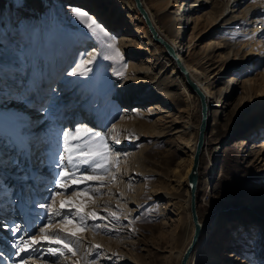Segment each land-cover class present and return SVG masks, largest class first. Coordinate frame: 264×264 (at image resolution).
I'll return each mask as SVG.
<instances>
[{"label": "rangeland", "instance_id": "1", "mask_svg": "<svg viewBox=\"0 0 264 264\" xmlns=\"http://www.w3.org/2000/svg\"><path fill=\"white\" fill-rule=\"evenodd\" d=\"M215 1L217 9L210 6L201 10L194 8L193 20L179 35V40L190 47L188 59L202 65L214 91L222 87L223 64L227 61L228 69L240 75L238 88L232 93L226 111L212 115L207 125L198 175L197 208L204 226V233L200 236L202 250L219 243L221 260H229L231 256L234 262L241 263L254 259L264 248V243H258L264 232V0H240L244 3L242 10L254 5L256 11L242 27L236 49L227 60L221 57L226 50L220 45L231 38L225 28L237 21L220 28L217 23L211 24L210 13L220 15L227 0ZM132 2L135 4L134 0H0V78L7 80L14 75L19 84L32 87L37 93L41 85L46 90L51 84L54 93L47 95L54 96L55 103L50 111H41L43 116L31 114L29 124L33 137L45 141L46 150L50 149L57 156L63 154V131L71 132L81 125L90 124L94 130L106 133L113 148L116 141L108 134L114 127L118 128L125 116L129 117L117 98L123 83L117 72L113 74L112 68L113 63L121 65V62L105 58L112 54L106 47L110 38H115L116 47L127 65L118 71L123 70L129 75V69L136 72L140 63L148 66L150 73L161 70L162 65L151 60L150 42L155 43V40L150 33L145 34L146 21L136 4L138 13L131 8ZM73 8L85 10L91 16H95L98 10H109L119 15L120 20L95 19L107 31L109 39H89L86 26L71 14ZM197 14L202 17L199 21ZM127 38L136 41V50L143 55L141 60L129 58L134 53L126 42ZM211 40H216L219 46L208 47ZM253 42L261 55L243 61ZM161 45L158 46L162 49ZM102 51L103 56L100 55ZM161 53L162 59H167L165 49ZM205 54L206 58L201 60ZM94 56L97 59L89 65L93 71L88 77L65 74L81 59L92 60ZM11 91L16 93V89ZM174 100L172 106L162 107L161 102L156 101L141 107L143 110L160 107L148 117L149 122L157 124V131L131 137L127 146L118 152L113 148L109 156L112 171L103 176L100 193L90 192L77 198L84 213H96L98 218L95 221L88 219L89 226L78 231L80 242L78 245L73 243V247L78 248L76 255L67 253V259L60 257L56 264L177 263V247L189 244L195 230L188 182L194 156L191 159L189 134L184 127L189 118L193 125L199 124L202 109L194 91L189 98L186 92L178 90ZM11 101L12 105H9ZM34 107L40 109L41 103L26 106L11 96L0 97V108L6 113L30 115V109ZM43 117L48 119L51 128L43 132L37 126L34 132L35 123L38 124ZM194 133L198 144L199 133ZM115 137L119 143L126 141L124 137ZM139 153L147 162L146 175L141 179L135 177L130 163ZM114 156L118 162L114 163ZM44 173L48 180L55 179L49 170ZM22 175L12 166L4 170L9 194L0 196V202L8 207L0 211V216L15 220L23 227L27 223L39 224L38 214L45 209L36 205L44 202L47 193L44 185L24 181ZM133 177L134 187L154 188L158 194L142 196L134 189L133 203L120 195L114 187L115 182L132 180ZM89 184L99 187L97 182ZM166 192L174 194L175 198H168ZM59 199L61 197H57L54 205L57 209ZM9 200L15 203H9ZM188 200L189 207L185 205ZM109 213H115L119 219L114 221ZM237 217L242 219L241 225L230 232L224 219L235 223ZM58 221L59 217H56L54 223ZM93 224L100 225L99 231H94ZM67 227L76 230L78 223L73 220V224ZM107 229L112 231L107 232ZM36 234H39L38 227ZM60 236L63 238L65 233L61 232ZM13 240L8 230L0 228V264H18V258L13 255ZM96 245L99 248H95ZM45 256L46 246L33 257L35 264H52L56 260ZM192 259L194 264L199 262L198 255L193 254Z\"/></svg>", "mask_w": 264, "mask_h": 264}, {"label": "bare ground", "instance_id": "2", "mask_svg": "<svg viewBox=\"0 0 264 264\" xmlns=\"http://www.w3.org/2000/svg\"><path fill=\"white\" fill-rule=\"evenodd\" d=\"M135 1V0H134ZM245 1V0H243ZM140 7H138L136 1V7L143 16L147 24V29L145 28V34L150 33L152 38L155 40V43L150 42L151 46V60L156 64L162 65L161 70L157 73H150V68L143 63H140L138 70L135 72L133 69H129V75L127 72L123 78L117 76L123 85L120 86L117 92L118 101L122 104L125 109V112H128L129 117H126L118 124V128L114 127L112 133L108 134L109 138L120 136L126 138L125 142L115 143L113 148L115 152L121 147H126L130 138H137L140 136L150 135L153 131L156 130L157 124L151 123L148 121L149 114H153V111L158 110L160 107H151L149 110L141 109L144 104L149 102H161V106H172L175 103L174 96L176 91L181 90L186 92L190 98V94L194 91L197 97L200 99V109H202L201 116L199 119V124L193 125L190 118L186 121L184 131L189 134V144L188 149L190 152L191 159L195 157V148L197 144V137L194 132L199 133L203 132V146L205 135L208 131L207 125L209 123L210 117L212 115H220L224 113L229 106L228 102L232 100V93L235 92L238 88L239 83V74L228 69V61L224 65V76L222 80V87H219L214 91V87L211 86L209 81V76L205 74L202 65L200 63H194L188 59L189 46H185L181 40H179V35L184 33L188 26L189 22L192 21L193 10L196 7H199L200 10L205 8V6H210L212 9H217L215 0H139ZM240 0H227L225 6L220 12V15H215V13H210V23L216 24L220 27L231 24L234 21V24L226 27L227 33L231 36L230 40L225 41L224 44L220 45V48H223L225 53L221 54V57L224 60L229 59L231 53L236 49L237 37L242 33V27L249 20L250 16L256 11L254 5L248 6L246 9L242 10L241 7L244 6V3H241ZM135 4L131 3V8L138 13V10L135 7ZM38 11V8H35ZM94 19H103L107 22H119V15L112 13L109 10H98L95 16H92ZM202 17L197 14V20H201ZM222 30V29H221ZM245 31H248L246 29ZM154 34L156 37H154ZM158 38V39H157ZM161 40V41H160ZM126 42L129 48L133 51L134 54H130L129 58H138L141 60L143 55H140L136 50V41L132 38H127ZM124 44V42H123ZM161 45L167 52V59H162L161 57V48L158 45ZM256 43L250 44L248 50L245 52V57L243 61L249 60L257 57L259 51L255 48ZM208 47L214 49L219 46L216 40H211ZM205 56H201L204 60ZM160 60L165 61L164 64H161ZM230 62V61H229ZM252 63V62H251ZM250 63V64H251ZM110 64V63H109ZM226 65V66H225ZM249 66V63L246 64ZM169 67L166 70V67ZM112 68L114 72H118L122 68V64L117 65L113 63ZM191 87V90L189 85ZM11 101L9 105H12ZM202 105V108H201ZM7 115H15L21 117L27 123L31 122V114L35 117L43 116V112L39 111L37 107L30 109V115L27 113H6ZM34 118V117H33ZM42 129H50V124L48 119L44 117L35 123L36 127ZM92 127L89 125H81L80 127ZM93 128V127H92ZM200 128V131H199ZM13 131V123L9 121L6 124L5 132L11 134ZM157 131V130H156ZM38 132V131H37ZM106 134V133H105ZM116 138V137H115ZM117 139V138H116ZM199 141V138H198ZM52 152L50 149L47 150ZM203 151V147H202ZM53 153V152H52ZM201 159V156H200ZM114 163L119 160L114 156ZM135 177L144 178L147 172V162L146 158L142 153H139L133 157L130 161ZM117 164V163H116ZM194 165V162H193ZM200 168V165H199ZM193 169V167H192ZM49 169L47 166L43 169L44 172H47ZM112 171V168L111 170ZM192 171V170H191ZM191 173V172H190ZM199 173V169H198ZM92 174V173H89ZM190 175V174H189ZM189 182V176H188ZM94 183V182H91ZM134 177L133 179H128L127 181H116L114 187L118 190L120 195L127 197L132 203L134 202V197L132 196L133 190L135 192H140L143 195H157L158 190L154 188H144L141 185L134 187ZM113 187V189H114ZM190 188V186H189ZM139 194V193H138ZM191 194V190H190ZM168 198H175V195L166 192L165 194ZM141 196V197H142ZM192 197V195L190 196ZM142 201V200H140ZM190 201L185 204L189 207ZM59 207V203H58ZM200 220V219H199ZM227 225L228 230L233 231L238 226L241 225L242 219L237 217L235 223H232L229 219H224ZM193 222V221H192ZM194 224V223H193ZM180 227V226H179ZM195 229V226H194ZM75 230V229H74ZM204 233V226L201 224V233L200 236ZM236 234V233H235ZM199 236L197 244L194 246L192 251L187 257V260L183 262L185 251L189 244L183 247H177L175 252V257L177 260L176 264H194L195 260L190 258L192 255H198L199 262L196 264H264V248L261 252L257 253L255 258L249 262H234L233 259L228 258L229 260H221L220 255V245L219 243L215 246H210L204 251L202 250V238ZM235 235H233L234 237ZM179 235V239H180ZM178 239V238H177ZM192 240V239H191ZM258 243H264V232L260 235ZM180 240L178 241V243ZM191 242V241H190ZM189 242V243H190ZM180 248V249H179ZM222 248V247H221ZM191 261V262H190ZM121 264V263H120Z\"/></svg>", "mask_w": 264, "mask_h": 264}, {"label": "snow or ice", "instance_id": "3", "mask_svg": "<svg viewBox=\"0 0 264 264\" xmlns=\"http://www.w3.org/2000/svg\"><path fill=\"white\" fill-rule=\"evenodd\" d=\"M71 14L86 26L89 39L97 41L101 38L109 39L107 31L85 10L73 8ZM106 47L112 54L105 58L121 62L122 68H126V62H123L120 50L116 47L115 38H110ZM82 55L86 56L87 53ZM100 55H104L103 51ZM96 59L95 56L92 60L81 59L65 74L71 77H88L93 71L89 65L93 64ZM116 75L123 78L125 72L121 70ZM12 89H16L15 94L11 91ZM47 93H54L51 84H48L46 90L41 85V90L37 93L34 88L19 84L14 75L7 80L0 78V97L11 96L12 99H17L26 106L41 103L40 111H50L55 103L54 96H48ZM9 121L13 123V131L6 135L5 127ZM112 139L119 143L115 137ZM62 142L63 154L57 156L47 151L46 142L33 137L29 123L19 116L7 115L5 110L0 108V196L6 197L9 194V188L4 179V170L9 166L23 173L21 178L24 181L32 180L37 185H44L47 193L44 196V202L36 205L45 209L44 212L38 214L39 224L27 223L22 227L15 220L0 216V228L8 230L14 237L13 255L18 258V264H30V262L35 264L33 257L45 246V258L47 256L56 258L52 264H56L60 257L67 259V253L75 256L78 248H74L73 243L78 245L80 242L78 231L89 226L88 219L95 221L98 218L96 213H84L77 198L88 195L90 192L100 193V188L104 183L103 176L109 174L112 167L109 156L113 148L105 134L87 126H76L71 132L63 131ZM45 166L55 179H47L43 171ZM89 182H97L99 187H93ZM80 185L84 187L81 188ZM57 197H61L58 201V209L54 207ZM9 203L15 202L9 200ZM7 207V204L0 202V211L6 210ZM109 215L114 221L119 219L115 213H109ZM56 217H59V221L54 223ZM73 220L78 223L76 230L67 227L73 224ZM37 227L39 234H36ZM92 227L94 231L100 229L99 224H93ZM106 231L111 232L112 230L107 229ZM61 232L65 233L63 238L60 236ZM69 238H75V240ZM94 247L99 248V245Z\"/></svg>", "mask_w": 264, "mask_h": 264}, {"label": "water", "instance_id": "4", "mask_svg": "<svg viewBox=\"0 0 264 264\" xmlns=\"http://www.w3.org/2000/svg\"><path fill=\"white\" fill-rule=\"evenodd\" d=\"M135 1L137 3L138 7H140L139 0H135ZM154 37H156L155 34H154ZM202 147H203V132H200L199 141L197 144L195 157H194L193 169L189 175V186H190L191 195H192L191 203H190V212H191L192 221H193L194 226H195V230H194V235L192 237V240L189 243V245L185 251L183 262H185L187 260L188 255L190 254V252L192 251L194 246L197 244L198 238H199L200 233H201V222L199 220L198 208H197V188H198V175H199L198 169H199V165H200V156L202 153Z\"/></svg>", "mask_w": 264, "mask_h": 264}]
</instances>
